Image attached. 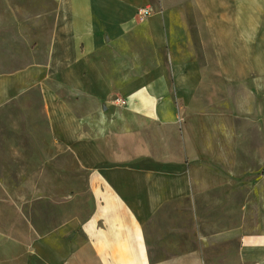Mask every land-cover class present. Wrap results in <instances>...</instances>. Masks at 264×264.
I'll list each match as a JSON object with an SVG mask.
<instances>
[{"label":"crops","instance_id":"obj_1","mask_svg":"<svg viewBox=\"0 0 264 264\" xmlns=\"http://www.w3.org/2000/svg\"><path fill=\"white\" fill-rule=\"evenodd\" d=\"M13 104L34 155L0 182V264H264V0H0ZM55 160L87 210L51 207Z\"/></svg>","mask_w":264,"mask_h":264},{"label":"rangeland","instance_id":"obj_2","mask_svg":"<svg viewBox=\"0 0 264 264\" xmlns=\"http://www.w3.org/2000/svg\"><path fill=\"white\" fill-rule=\"evenodd\" d=\"M39 105V104H38ZM9 109V113L5 116H0V172H4L2 173L5 178H1L0 182L3 181V184L7 187H13L16 186L19 182H21L24 177H25V172L27 171L26 167L28 166V163H20L15 160V158H18V155H30L33 156L34 155V151L31 147L28 146V141H29V132L26 130L25 132H18L17 131V127H16V123L17 124H22V122L20 121L19 117L15 114V112H13V108L16 107V105H9L7 106ZM15 124V126H14ZM25 127L28 125L27 123L24 122ZM22 125V127H23ZM59 139V135L54 133V140ZM13 141H15L17 143H25V147L21 146V147H17V148H12L13 147ZM11 146V147H10ZM19 152V153H18ZM39 152V151H38ZM36 153V155H38L39 153ZM60 150L59 148H54L53 151V155L58 156L60 155ZM70 157L72 154H69ZM4 159H3V158ZM56 159V158H55ZM13 160V161H12ZM56 162L54 163V167H57L60 170L63 171H68V175L63 176L64 178L60 177V174H56L53 177V185H54V189H57L55 191H58V194L63 192L64 196L61 197H56L53 196V200L51 203V207L53 208L54 211H60L61 209H69V211L75 209L74 205L76 204L79 208V210L84 211L87 210L89 207L87 205H89V198L87 197H81L82 201L76 203V200L79 199V197H72L73 199H71L70 197H68L69 193H73L75 192L76 188H78L79 186H81L83 184V180H82V176L78 175L77 177V164L70 161L69 163H59V161L55 160ZM61 167L65 168L62 169ZM15 173L14 175H12V177L15 178H11L9 180H7V173ZM72 176H71V175ZM1 175V176H3ZM21 176L18 178V176ZM71 177H74L73 179H71ZM19 180V181H17ZM11 197V196H10ZM2 198V197H0ZM43 198V197H42ZM59 198V201H58ZM66 199H69L70 202H68V204L65 201ZM2 202V200H0ZM39 204V203H38ZM49 204V203H48ZM48 204L46 205L45 202H41L39 205H41L39 207V209L41 210L40 212V217H38V221H37V225L40 226L38 227L39 230L45 231L48 230V228L45 229L43 224V219H44V210L46 209L48 211V209L46 208V206H48ZM50 212V211H49ZM26 214V213H25ZM27 215V214H26ZM41 220V222H40ZM21 230H25V231H29L28 227H24L21 228ZM151 240V247L152 250L154 252V257H160V256H156L159 255L158 253V246H162L159 243L155 244V241L153 239ZM180 239L176 238V246L179 247V241ZM183 248H186L185 245ZM182 248V249H183ZM180 249L176 248V253L179 252ZM170 254V253H169ZM164 256V255H163Z\"/></svg>","mask_w":264,"mask_h":264},{"label":"built area","instance_id":"obj_3","mask_svg":"<svg viewBox=\"0 0 264 264\" xmlns=\"http://www.w3.org/2000/svg\"><path fill=\"white\" fill-rule=\"evenodd\" d=\"M139 14L140 15H144V16L149 15L150 14V10H148V9H141V10H139ZM114 103L117 106L121 107V108H125L127 106V101L125 99H122V98L115 99L114 100Z\"/></svg>","mask_w":264,"mask_h":264}]
</instances>
